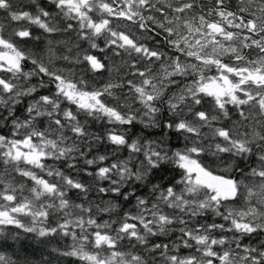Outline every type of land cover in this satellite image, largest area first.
Returning <instances> with one entry per match:
<instances>
[{
    "label": "snow or ice",
    "instance_id": "obj_1",
    "mask_svg": "<svg viewBox=\"0 0 264 264\" xmlns=\"http://www.w3.org/2000/svg\"><path fill=\"white\" fill-rule=\"evenodd\" d=\"M0 13V264H264V0Z\"/></svg>",
    "mask_w": 264,
    "mask_h": 264
},
{
    "label": "trees",
    "instance_id": "obj_2",
    "mask_svg": "<svg viewBox=\"0 0 264 264\" xmlns=\"http://www.w3.org/2000/svg\"><path fill=\"white\" fill-rule=\"evenodd\" d=\"M14 2H15V0H14ZM3 16H4V14L3 13H0V19H3ZM36 31H37V34H39L40 30H36ZM57 38H59V37H57ZM83 46L84 47H87V44L85 43ZM93 51H95V50H93ZM56 63H57V67L64 66V62L63 61H57ZM83 67H84L83 65L79 66V68L81 70L83 69ZM30 68H31V65H29L26 68V70H29ZM87 75L88 76H91L92 74L91 73H87ZM106 76H107V73H104V77L105 78H106ZM36 79H38V78H36ZM102 79L103 78H98V80L101 81V82H102ZM45 91L46 90H41V93L44 94ZM22 111H23V106H21L20 111L17 113V115L21 114ZM93 127L96 128V129H99L100 126L99 125H94ZM136 131L137 132L139 131V126H137ZM175 143H176L175 140H173V144L174 145H175ZM99 150L101 152H103L104 151V148L101 147ZM145 191H146V189H140L137 194H143V192H145ZM125 207H128V205H125ZM24 245H25V249L24 250L27 251L29 254H31L33 252V249L36 248L37 249V251H36V257L37 258L39 257V249L37 248V246L35 245V243L33 241H31V240L25 241L24 242ZM15 248L17 250H19L20 249V246L19 245H15Z\"/></svg>",
    "mask_w": 264,
    "mask_h": 264
}]
</instances>
